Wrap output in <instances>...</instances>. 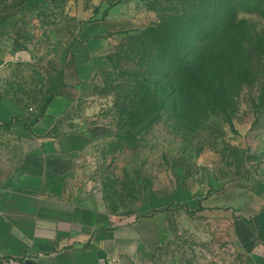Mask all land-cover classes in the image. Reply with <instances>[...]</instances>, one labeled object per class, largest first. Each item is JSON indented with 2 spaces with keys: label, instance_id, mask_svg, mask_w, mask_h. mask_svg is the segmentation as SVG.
Wrapping results in <instances>:
<instances>
[{
  "label": "rangeland",
  "instance_id": "rangeland-1",
  "mask_svg": "<svg viewBox=\"0 0 264 264\" xmlns=\"http://www.w3.org/2000/svg\"><path fill=\"white\" fill-rule=\"evenodd\" d=\"M150 1L26 0L17 9L0 11L11 19L0 22L1 92L25 108L39 109L46 99L47 70L62 59L58 50L68 53L79 32L94 24L131 19L138 25L134 29L141 30L157 22L156 12L148 10ZM3 3L0 0V6ZM240 18L257 42L255 34L264 32V18L245 14ZM124 37H109L106 60L98 64L85 94L64 89L58 95L66 103L73 101L66 114L79 120L66 121V128L83 130L93 138L91 180L107 206H115L114 225L137 218L133 212L144 188L164 195L181 185L226 181L237 155L245 160L248 180L264 176V66L253 68V77L239 84L227 114L208 115L197 126L164 115L133 143L114 113L116 73L108 61L111 54H129V47L122 46ZM103 54L97 51L94 56ZM249 54L252 60L258 56L254 49ZM232 217L226 209L173 206L171 239L156 247L154 263L252 264L233 236Z\"/></svg>",
  "mask_w": 264,
  "mask_h": 264
},
{
  "label": "crops",
  "instance_id": "crops-1",
  "mask_svg": "<svg viewBox=\"0 0 264 264\" xmlns=\"http://www.w3.org/2000/svg\"><path fill=\"white\" fill-rule=\"evenodd\" d=\"M8 17L0 12V22ZM92 26L79 32L68 53L57 51L62 59L47 70L43 94L51 100L41 116V107L25 108L0 88V264H155L179 204L232 212L236 242L252 264H264V176L248 180L242 155L226 181L181 185L164 195L144 188L137 218L114 225L115 214L91 180L93 138L66 128V121L79 120L66 114L73 101L58 95L64 89L85 94L106 60L107 35L138 25L118 19ZM97 51L104 54L94 56Z\"/></svg>",
  "mask_w": 264,
  "mask_h": 264
},
{
  "label": "trees",
  "instance_id": "trees-1",
  "mask_svg": "<svg viewBox=\"0 0 264 264\" xmlns=\"http://www.w3.org/2000/svg\"><path fill=\"white\" fill-rule=\"evenodd\" d=\"M2 1L3 12L26 0ZM148 4L157 22L107 35H124L122 46L129 47L126 56L115 53L107 59L116 73L114 113L133 143L164 115L197 126L208 115L227 114L239 84L253 77V68L264 66V32L255 34L257 42L252 40L253 31L240 18L244 14L264 18V0ZM251 49L258 54L256 59L249 56ZM50 100L46 97L39 116ZM108 208L113 212L115 206Z\"/></svg>",
  "mask_w": 264,
  "mask_h": 264
},
{
  "label": "built area",
  "instance_id": "built-area-1",
  "mask_svg": "<svg viewBox=\"0 0 264 264\" xmlns=\"http://www.w3.org/2000/svg\"><path fill=\"white\" fill-rule=\"evenodd\" d=\"M22 263H23L22 260H12V259H9L4 262V264H22Z\"/></svg>",
  "mask_w": 264,
  "mask_h": 264
}]
</instances>
